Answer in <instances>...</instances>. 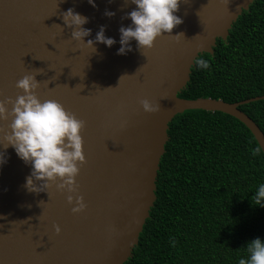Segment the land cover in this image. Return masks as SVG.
I'll return each instance as SVG.
<instances>
[{"label":"water","instance_id":"1","mask_svg":"<svg viewBox=\"0 0 264 264\" xmlns=\"http://www.w3.org/2000/svg\"><path fill=\"white\" fill-rule=\"evenodd\" d=\"M254 0H183L175 13L182 23L158 37L151 49L117 55L118 29L131 24L125 0H0V100L22 95L16 81L26 74L40 82L41 101L62 104L84 121L83 164L78 163L77 191L29 192L31 166L13 148L0 167V264H125L157 199V176L169 140V123L190 109L221 111L243 122L264 152V132L240 105L264 95L227 102L212 97L179 96L190 80L195 59L214 53L218 38ZM88 17L83 25L95 38L101 25L111 47L96 43V52L71 38L61 15L67 9ZM115 13L111 18L105 10ZM125 17V18H122ZM159 104L147 113L139 101ZM7 107L11 109V105ZM11 117L0 121L10 132ZM3 133H0L2 136ZM2 147V142H0ZM59 181H57L58 183ZM37 185L39 181H34ZM83 197L86 208L73 213L67 196ZM54 225L59 226L56 233Z\"/></svg>","mask_w":264,"mask_h":264},{"label":"trees","instance_id":"2","mask_svg":"<svg viewBox=\"0 0 264 264\" xmlns=\"http://www.w3.org/2000/svg\"><path fill=\"white\" fill-rule=\"evenodd\" d=\"M198 58L180 97L236 102L264 95V0H254ZM264 132V99L240 105ZM157 199L125 264H238L246 242L264 241V152L249 128L221 111L190 109L169 123Z\"/></svg>","mask_w":264,"mask_h":264},{"label":"clouds","instance_id":"3","mask_svg":"<svg viewBox=\"0 0 264 264\" xmlns=\"http://www.w3.org/2000/svg\"><path fill=\"white\" fill-rule=\"evenodd\" d=\"M87 2L96 7L95 0ZM181 2L182 0H125V3H131L135 8L126 13V18L130 19L131 24L127 27L122 25L118 29L120 47L116 54L126 55L131 51L130 42L133 40L138 51L151 49L155 40L165 33L178 41L183 34L171 35V32L183 22L180 16L175 15ZM183 2L187 3L188 0ZM104 15L111 18L115 13L106 9ZM61 18L64 26L72 30L71 38L92 49L93 53L96 52V43L111 47L117 42L105 36L104 25L99 27L94 40L88 39L85 42L84 38L91 33L90 29L83 27L88 22V17L72 8L64 11ZM194 62L200 69L208 68V61L205 59L197 58ZM39 86L40 82L35 79V75L26 74L16 81V87L23 90V94L17 95L14 101L11 98L0 100V121L11 117V123L8 125L10 132H5L4 128L0 127V133H3L0 136V149L6 150L11 146L17 157L31 166L24 184L29 192L47 190L54 183L57 191L75 193L78 163L85 162L80 135L84 121L77 119L55 100L41 101L36 94ZM139 103L147 113H154L159 109V104L148 99H141ZM8 104L11 105L10 110ZM6 162L5 152L0 151V167ZM34 181H39L40 184L37 185ZM67 202L74 205L71 208L73 213H80L86 208L80 195H76L75 199L73 195H68ZM252 202L264 208V183L257 187L250 198V203ZM54 228L56 233L60 232L59 226L54 225ZM244 248L247 259L241 258L238 264H264V241L259 236L246 242Z\"/></svg>","mask_w":264,"mask_h":264}]
</instances>
